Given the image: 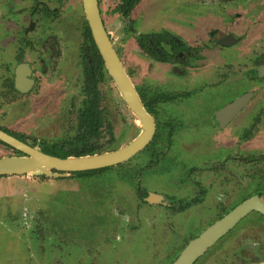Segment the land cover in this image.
<instances>
[{"label":"flooded vegetation","instance_id":"af4514ba","mask_svg":"<svg viewBox=\"0 0 264 264\" xmlns=\"http://www.w3.org/2000/svg\"><path fill=\"white\" fill-rule=\"evenodd\" d=\"M74 1L76 0L12 1L15 7H12L9 14L15 16L13 17L16 24L10 31L8 29L3 37L5 40L3 44L12 46V63H10L8 70L13 67V74L11 78H6L0 83V88H3L0 96V109L5 106H22L23 101L16 106L17 97L24 100L34 92L39 93L43 89L46 91L49 88V91L59 93L58 96H55L59 100L56 108L62 115L51 119L48 125L41 122V126H38L37 129L35 127L36 130L45 131L43 135H34L35 131L30 133L29 130L25 129L18 132L20 129L14 124L12 126L6 124V127L1 122L0 131L29 148L37 149L48 156L60 159L79 157L73 154L76 151L90 152L84 156L113 152L134 140L133 138L129 142L116 144L112 123L104 115V108L101 106L102 91L107 83L114 86L116 90L117 88L92 39L82 0H77L82 13L79 21L75 18L77 23L74 38L71 37V41L67 42L63 38L66 33L63 31L64 34L59 30L60 25L63 26V18L69 15L66 14V10L69 11L73 7ZM168 1L174 4V0ZM96 2L104 30L134 85L144 109L154 121V134L149 144L128 160L115 166L85 171L92 172L87 176L91 177L112 168L116 170L122 168L117 175L122 181L131 180L132 182L133 179L136 180L141 175L140 171L149 169L153 166L154 161L156 163L160 157H164L168 146L171 152L170 160L174 163L179 162L173 155L172 145L174 142H172V138L174 132L171 127L172 122L170 123L168 116L167 121H161V116L166 114L162 111L161 106H170L179 98L191 94L189 92L164 93L155 90L153 85L151 86L145 81L150 82L153 78L156 81L151 80L152 83L163 84V78L157 75L169 73L182 76L189 71L195 77L197 72L202 70L231 67L232 65L227 62L230 53L233 56L234 53L241 52L245 56L241 63V69L245 81L250 83H246V88L235 100L223 105L215 113L213 116L215 126L222 131L231 130L243 142H247L261 130H264V123L259 128L264 112V109L260 107V102L264 100V76L258 75V70L264 67V0L187 1L184 2L187 5V8L184 6V14L177 13L180 19L175 22H166V24L161 23L160 29L150 33L139 32L133 24L140 20L152 21V15L165 4L166 0H96ZM128 4L130 7L127 11ZM8 7L6 8L10 9ZM168 14H170V8H168ZM106 16L108 19L114 18L122 31L125 32L126 36L122 39L119 47L107 27ZM1 17L6 21L9 19L8 14L5 18L3 15ZM44 20H46L47 25L44 30L39 31V24L42 25ZM86 28L89 30L90 40L86 34ZM48 30H51L50 33H47ZM123 43L125 44L123 45ZM128 44H133L134 54L145 59L150 70L148 69L145 73L142 72L141 75L137 73L135 76V71L131 66H128L122 55V50L125 49L126 45L128 47ZM69 48L72 52L71 65L68 62L65 64L67 59L64 58L65 49L69 50ZM28 53H32V58L27 59ZM191 63L195 66L192 67ZM236 69L238 70L235 68L234 72ZM156 71L160 72L154 73ZM218 73L217 76H219ZM17 74H20L23 89H17L16 78L19 77ZM243 96H249V98L236 113L222 123L216 121V115L220 110ZM61 102L65 104L59 107ZM254 111L256 115H253ZM6 114L7 111L3 112L2 116L4 117ZM134 122L137 123L138 119L137 122L136 120ZM139 128L141 132V124ZM162 135L164 136L162 137ZM163 138L164 141L160 143L159 139ZM161 144L166 149H159ZM0 146L8 154L0 158L23 157L25 155L2 141H0ZM146 150L148 153L145 156H154V159L151 158L145 162L147 166L126 167V164L131 162L141 151ZM184 169L186 168L184 167ZM186 170L185 179L179 180L175 185L176 189H182L185 192L186 196L183 198L186 199L183 204L173 205L179 201L173 202L174 199L170 197L169 203L168 197L149 193L141 185L140 179L135 186L136 200L140 201L141 206L161 205L175 213L185 212L192 207L203 206L208 195H212L216 201L210 206L207 204L205 208L213 211L214 217L203 231L221 220L246 199L257 196L264 203V153L249 154L245 157L230 153L225 155L221 161H215L212 166L209 165L201 169L192 167ZM75 176V173H72L70 177L76 178ZM40 177L43 179H60L44 175H40ZM244 188L249 189L244 194L245 198L234 204L236 196L246 191ZM240 190L242 191L240 192ZM252 215L254 218L250 221H253L254 224L247 221L241 224L240 229L254 226V228L261 227V230L258 228L257 235L248 234L243 241H240L243 250H246L242 256L250 261L249 264H264V216L256 211H252L240 219L223 236L206 248L193 264L198 263L212 249H214L213 252L201 263L209 264L211 260H214L216 257L214 255L220 251L218 243L223 237L229 232L231 233L243 219ZM200 234L187 240L184 239L182 245L175 252L173 260L167 264H172L182 250ZM231 235L226 239L228 240ZM40 261L42 260L40 259Z\"/></svg>","mask_w":264,"mask_h":264},{"label":"rangeland","instance_id":"374dc122","mask_svg":"<svg viewBox=\"0 0 264 264\" xmlns=\"http://www.w3.org/2000/svg\"><path fill=\"white\" fill-rule=\"evenodd\" d=\"M12 1L0 0V83L6 78H11L13 74V67L8 70L12 63V46L3 44L6 31L8 29L10 31L16 24L15 16L9 14L12 7H15ZM187 1L192 0H174V4L166 0L165 4L152 15V21H137L133 24L134 28L142 33H150L160 29L161 23L177 21L180 19L177 13L184 14V6L187 8L184 2ZM8 6L10 9L6 8ZM72 6L69 11L66 10V14L69 15L63 18V26L60 25L59 28L62 33H66L63 38L67 42L71 41V37L74 38L76 23L82 13L77 0ZM7 14L8 21L3 20L1 15L5 18ZM107 20V27L119 47L126 36L125 32L114 18L107 17ZM46 25V20L42 25L40 23L39 31L44 30ZM50 31L48 30L47 33ZM65 51L64 58L67 59L65 64L68 62L71 65L72 52L70 48ZM122 51L128 66L135 71V76L137 73L141 75L142 72L150 70L147 61L134 54L133 44H128V47L126 45ZM31 54H27V59L32 58ZM244 58L241 52H236L233 56L230 53L227 62L232 65L231 67L202 70L197 72L195 77L189 71L182 76L162 73L163 75L157 76L163 78V84L152 83L156 81L153 78L152 81L149 79L150 82L145 81L153 85L155 90L164 93L191 94L179 98L178 103L161 106L162 111L166 113L165 116H161V121H167L168 116V120L172 122L173 155L179 162H172L170 147L166 149L161 144L159 149H166L165 156L160 157L156 163L154 161L149 169L140 171L142 177L138 176L132 182L122 181L117 175L122 168L117 170L112 168L91 177L77 175L76 178L54 180L43 179L37 174L17 178L0 177V264H167L171 262L184 239L200 234L211 222L214 217L213 211L205 206L207 204L210 206L216 200L212 195H208L203 206L174 213L161 205L141 206L140 201L135 197V186L140 179L141 185L149 193L168 197L169 203L172 197L173 202H179L171 201V203L180 205L184 203L186 198L183 197L186 195L182 189H176L175 185L179 180L185 179L186 169L212 166L215 161H221L230 153L244 157L249 154L264 153V130L247 142H243L231 130L222 131L217 128L213 119L223 105L235 100L246 88V83H250L245 81L241 69ZM191 66L194 67L195 64L191 63ZM235 68L239 71L236 69L234 72ZM158 72L160 71L154 73ZM2 91L3 88H0V96ZM102 93L101 106L104 108V115L112 123L115 143L121 144L136 138L140 133V124L134 122L135 120L137 122V119L126 107L115 87L107 83ZM58 95L59 93L51 92L48 88L46 91L43 89L39 93L34 92L24 100L17 97L16 106L22 101L23 105L5 106L0 109V122L3 126L14 124L20 129L18 132L25 129L30 133L35 131L34 135H43L45 131L36 130L41 126V122L48 125L51 119L62 115L56 108L59 100L55 96ZM260 103V107L264 109V100ZM64 104L61 102L59 107ZM5 111L7 114L3 117ZM253 115H256L255 111ZM263 123L264 112L259 128ZM159 141L161 143L164 138ZM147 153V150L141 151L126 164V167L147 166L145 162L154 159V156H145ZM5 155L8 154L0 146V157ZM245 189V192L240 190L241 193L236 196L234 204L245 198L244 194L249 191ZM252 218L253 215L243 219L231 233L229 232L232 235L228 240L226 238L229 233L223 237L218 243L220 247L216 245L220 251L214 255L215 259L209 264L250 263L242 256L246 250H243L240 241H243L248 234L257 235L261 227H258L259 230L254 226L247 229L240 227L247 221L254 224L250 221ZM213 250L196 264L206 260Z\"/></svg>","mask_w":264,"mask_h":264},{"label":"water","instance_id":"95a60500","mask_svg":"<svg viewBox=\"0 0 264 264\" xmlns=\"http://www.w3.org/2000/svg\"><path fill=\"white\" fill-rule=\"evenodd\" d=\"M82 3L92 39L121 98L130 112L140 122L141 132L131 143L116 151L60 159L48 156L37 149L29 148L0 131V141L25 154L23 157L0 158V176H29L37 174L50 178H66L76 172L115 166L142 150L153 137L154 121L144 109L134 85L104 30L96 0H82ZM258 71V75L264 76V67H261ZM17 76H19L16 78L17 89H23L20 74H17ZM248 98L249 96H243L220 110L216 115V121L221 123L224 120L226 121L228 117H231L243 106ZM252 211L264 216V203L257 196L244 200L221 220L208 227L182 250L179 257L172 264H193L206 248L211 246L240 219Z\"/></svg>","mask_w":264,"mask_h":264},{"label":"trees","instance_id":"16d2710c","mask_svg":"<svg viewBox=\"0 0 264 264\" xmlns=\"http://www.w3.org/2000/svg\"><path fill=\"white\" fill-rule=\"evenodd\" d=\"M129 7H130V4L127 5V11L129 10ZM86 34L90 40V35H89V30L88 28H86ZM88 151H84V152H81V151H76L75 153H73L75 156H84ZM90 153V152H88ZM70 154V153H68ZM63 157V156H62ZM89 174H92V172H80V173H75V175H79V176H87Z\"/></svg>","mask_w":264,"mask_h":264},{"label":"bare ground","instance_id":"6f19581e","mask_svg":"<svg viewBox=\"0 0 264 264\" xmlns=\"http://www.w3.org/2000/svg\"><path fill=\"white\" fill-rule=\"evenodd\" d=\"M137 124H140V122L138 121Z\"/></svg>","mask_w":264,"mask_h":264}]
</instances>
